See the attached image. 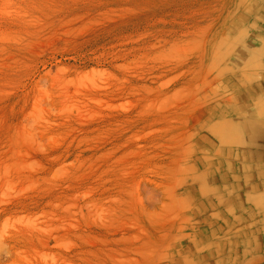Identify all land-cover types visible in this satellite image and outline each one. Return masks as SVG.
<instances>
[{
  "label": "rangeland",
  "instance_id": "obj_1",
  "mask_svg": "<svg viewBox=\"0 0 264 264\" xmlns=\"http://www.w3.org/2000/svg\"><path fill=\"white\" fill-rule=\"evenodd\" d=\"M0 264H264V0H0Z\"/></svg>",
  "mask_w": 264,
  "mask_h": 264
},
{
  "label": "bare ground",
  "instance_id": "obj_2",
  "mask_svg": "<svg viewBox=\"0 0 264 264\" xmlns=\"http://www.w3.org/2000/svg\"><path fill=\"white\" fill-rule=\"evenodd\" d=\"M259 131V133L261 132V130H258Z\"/></svg>",
  "mask_w": 264,
  "mask_h": 264
}]
</instances>
